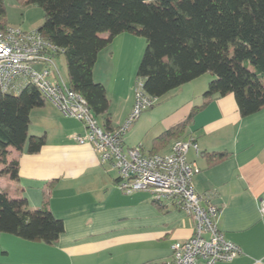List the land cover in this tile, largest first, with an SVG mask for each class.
<instances>
[{
    "label": "crops",
    "instance_id": "0c3cea01",
    "mask_svg": "<svg viewBox=\"0 0 264 264\" xmlns=\"http://www.w3.org/2000/svg\"><path fill=\"white\" fill-rule=\"evenodd\" d=\"M41 24L32 28L38 29ZM135 39L128 32L117 35L108 46L111 50L105 48L100 52L94 78L97 67L100 68L99 61H112L117 48L130 45ZM201 77L186 83L188 108L183 117H173V114L167 117L162 132L184 120L197 100L206 102L204 93L213 75ZM133 105L132 100L123 113L115 115L116 119L112 115L114 128L126 121ZM45 109L46 103L33 109L31 114L38 110L48 117L49 113L43 112ZM56 124L58 136L49 141L45 129L46 144L39 152L10 148L9 159L19 161V177L13 179L6 175L18 186L16 193H10L12 196H26L31 207L47 201L53 213L64 220L65 231L54 244L0 232V264H160L169 261L172 244L193 234L190 214L173 203L155 202L146 191L123 193L117 187L115 170L101 162L91 144H80L74 138L85 132L84 125L61 114ZM187 137H193L198 145L188 152L189 161L200 168L194 176L195 189L200 194L214 193L212 201L221 209L220 228L242 250L232 261L216 264H264L261 211L264 108L243 117L234 94L213 99L196 113ZM176 140L151 149L142 142L128 143L126 138L125 144L166 154ZM214 151H226L230 155L211 162L207 154ZM2 168L0 163V174ZM4 189L0 184V191ZM30 190L35 191L34 197Z\"/></svg>",
    "mask_w": 264,
    "mask_h": 264
},
{
    "label": "trees",
    "instance_id": "16d2710c",
    "mask_svg": "<svg viewBox=\"0 0 264 264\" xmlns=\"http://www.w3.org/2000/svg\"><path fill=\"white\" fill-rule=\"evenodd\" d=\"M26 4L43 9L38 30L61 49L56 58L65 56L67 84L84 97L108 130L114 129L110 99L103 82L94 78V67L100 52L125 32L147 40L137 79L153 99L207 72L213 75L204 93L206 102L156 137L155 147L188 138L194 116L213 99L234 94L243 117L264 108V0H26ZM8 26L5 0H0V30ZM45 103L32 84L17 94L0 93L1 173L19 177V161L9 159L10 148L36 153L46 144L45 133L29 137L31 112ZM207 155L216 163L230 154ZM64 231V220L47 201L31 207L26 196L0 191V232L54 244Z\"/></svg>",
    "mask_w": 264,
    "mask_h": 264
},
{
    "label": "built area",
    "instance_id": "2783aa9c",
    "mask_svg": "<svg viewBox=\"0 0 264 264\" xmlns=\"http://www.w3.org/2000/svg\"><path fill=\"white\" fill-rule=\"evenodd\" d=\"M60 50L38 29L9 25L0 30V93L17 94L28 85L36 86L64 116L84 125L85 132L74 138L80 144H91L101 162L115 170L117 187L123 193L146 191L155 202L173 203L190 214L193 234L172 244L171 259L160 264H216L241 254L240 246L220 228L221 209L212 201L214 193L200 194L195 189L194 176L200 168L188 159L190 148H198L194 138L177 139L166 154L146 152L141 145L127 146V131L156 99L145 93L138 80L135 103L124 124L104 128L84 97L61 75L55 56ZM261 211L264 214V194Z\"/></svg>",
    "mask_w": 264,
    "mask_h": 264
},
{
    "label": "rangeland",
    "instance_id": "374dc122",
    "mask_svg": "<svg viewBox=\"0 0 264 264\" xmlns=\"http://www.w3.org/2000/svg\"><path fill=\"white\" fill-rule=\"evenodd\" d=\"M5 5L8 22L11 26H19L23 29L31 30L34 25L43 22L44 11L38 5L26 4V0H5ZM133 36H135L136 41H133L130 45L117 48L116 55L112 61L109 62L105 59L104 61H99L100 68L97 67L95 75L96 81H102L106 86L110 99V112L114 119H116L115 115L117 113H123L127 109L126 107L131 104L132 100L135 103V89L139 80L137 79V69L143 57L147 40L141 35L133 34ZM107 48L111 50L110 48L112 47ZM56 62L61 75L67 78L68 69L65 56L61 55ZM209 74L211 73L207 72L200 77L205 78ZM187 84L159 97L153 107L144 110L125 135L128 143L142 142L146 148L151 149L155 144L156 137L165 129L166 120L169 119L166 118L172 114L173 117L179 115L183 117L184 111L188 108ZM199 87H202L201 84H199ZM201 101L197 100L195 106L202 105ZM40 112L36 110L31 114L32 121L29 126V137L34 134L44 133L45 129H47L49 141L53 140L58 136L55 128L57 126L56 121L59 120L60 114L64 115L48 101H46V109L43 111L49 113L48 117ZM98 120L103 125V119L99 117ZM0 184L1 187H5L2 191L11 194L17 192V184L6 174H0ZM33 190L29 191L32 197L35 195ZM40 197L41 194L38 198Z\"/></svg>",
    "mask_w": 264,
    "mask_h": 264
}]
</instances>
